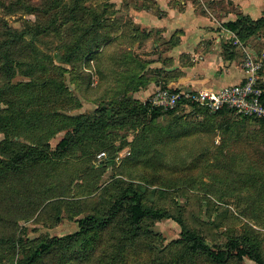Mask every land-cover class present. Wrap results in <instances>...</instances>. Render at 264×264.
I'll use <instances>...</instances> for the list:
<instances>
[{"label": "rangeland", "instance_id": "obj_1", "mask_svg": "<svg viewBox=\"0 0 264 264\" xmlns=\"http://www.w3.org/2000/svg\"><path fill=\"white\" fill-rule=\"evenodd\" d=\"M1 1L6 4L0 5V30H3L5 23L7 28L24 32L25 42L19 48L27 46L29 50L26 58L17 60L20 64L15 66L10 84L4 81V72L0 76V100L5 98L1 91L5 83L6 86L21 89L16 98L17 109L21 112L18 126L7 134L0 131V141L7 138L26 145L34 143L43 147L46 144L54 148L60 138L71 136L73 125L67 116L81 114L90 121L103 113L114 116L111 111L114 109L111 108L114 99L120 96V84L125 82L127 73L122 63L132 54L128 47L135 45L130 43L127 19L129 14L136 12L137 0L84 2L83 5L91 10L104 1L108 3L107 20L101 30L107 43L100 47L101 57L98 61L89 60L86 64L65 62L72 24L64 19L67 15L59 16L54 26L49 14L43 11V0H21L31 8L16 7L12 11L7 6L17 0ZM203 1L204 6L198 5V11L211 12L207 0ZM81 15L78 13V18ZM255 49L261 50L262 47L258 44ZM243 58L242 51V61ZM42 81H45L43 87ZM0 106L3 105L0 103ZM174 109L176 111L172 115L160 109L162 114L157 125L161 130L149 131L147 140L150 146L159 148L158 140H166L177 129L179 132L182 128L191 130V125L200 124L203 120L199 115H192V108ZM218 121L231 128L225 134L216 130L214 136L197 134V137H193L195 135L189 134L192 136L182 137L176 142L169 141L165 152L168 153L165 158L167 167L155 172L157 175L153 171L145 173L147 179L124 162L131 154L130 147L123 145V142L133 138L129 131L122 130L119 135L116 130H106L109 132V145L101 147L90 144L91 150L78 144L72 156L62 160L65 163L60 162L55 171L58 174L56 179L55 176L48 178L45 175L35 177L34 181L37 183L39 179L42 186L34 190L37 195L34 193L31 209L27 212L9 209L5 213L9 221L0 227V234L14 235L20 241L27 238L25 246L32 251L45 238L77 232L79 218L105 213L112 204L106 188H110L113 194L116 184L119 186V182L123 181L124 186L138 184L145 191L144 202L147 206L153 204L154 207H162L173 215L181 209L186 224L210 240L225 238L229 231L239 234L243 224H250L261 233L264 257V203L257 207L260 215L258 222L240 214L247 208L246 199H241L239 192L245 179L244 172L249 162L252 168L259 156V148L249 143H255L251 135H257V127L242 124L240 117L225 116ZM119 146L121 149L116 151ZM82 150H87L90 155H83ZM191 163L198 164V171L189 169ZM146 180H150L149 183ZM45 183L56 189L47 192ZM234 187H237V191H234ZM246 193L242 192L244 195ZM150 229L156 249L162 250L181 238V228L171 218L155 220ZM245 264L256 263L246 259Z\"/></svg>", "mask_w": 264, "mask_h": 264}, {"label": "trees", "instance_id": "obj_2", "mask_svg": "<svg viewBox=\"0 0 264 264\" xmlns=\"http://www.w3.org/2000/svg\"><path fill=\"white\" fill-rule=\"evenodd\" d=\"M88 0H43L41 2L45 14H49L51 23L56 26V19L64 16V19L71 22V29L68 34L69 42L66 44L67 55L64 58L68 64L87 63L89 60H96L101 57L99 49L107 43L106 36L101 33L105 27L108 13V3L104 1L93 9L83 4ZM141 1L140 5L138 2ZM135 2V1H134ZM152 0H137L135 9L154 5ZM6 2L0 0V5ZM27 2L17 0L9 3V11L16 7L30 9ZM78 13H82L78 18ZM65 21V20H64ZM129 21V20H128ZM225 26L235 31L240 40H247L264 32V17L251 20L248 17H238L235 21H229ZM0 30V76L5 73L4 81L10 84L11 76L20 58H26L28 47L19 48L25 42V33L16 32L2 25ZM131 22H128L130 43L137 39L136 30ZM7 28V29H5ZM129 55V54H128ZM130 57V56H129ZM124 68L130 64L125 74V82H122L121 93L113 102V111L110 114H102L100 117L90 121L84 115H69L67 120L73 125L71 136L62 137L54 148L49 145L43 147L37 144H22L15 140L5 139L0 141V227L9 221L6 212L9 209L29 211L33 205L34 193L42 186V181H34L36 176H55L56 170L62 160L68 159L76 151L75 147L81 144L83 147L89 145H109V137L106 130L129 131L133 138L125 141L123 145L130 147L131 154L124 160L126 166L133 171L141 172L140 176L147 177L145 173L161 171L167 164L165 158L168 153L166 148L169 141L176 142L182 137L198 135L209 136L220 130L225 134L230 125L221 124L220 117L231 116L241 118L242 124H254L257 127V135L251 136L256 140L258 154L254 166H246L245 179L240 187V198L246 199L247 208L240 211L241 216L248 220L258 222V205L264 203V121L250 117H241L233 111L221 108L211 112L205 108L193 106L192 115L203 117L200 124L191 125V130L182 128L171 132L166 140H158V147L149 145L147 135L149 131L161 130L157 121L162 114L161 110L151 107L148 102H140L127 97L128 92L138 84H142L143 78L139 75L141 63L128 58L123 62ZM45 81L41 82V87ZM9 86V87H8ZM6 83L1 89L5 98L0 100V131L7 134L17 128L21 112L17 109V95L21 89ZM159 88H165L159 86ZM37 96V95H36ZM264 104V97L262 98ZM5 105V106H4ZM176 109L169 110L168 114H174ZM107 120H106V119ZM180 126H183L181 122ZM120 135V134H119ZM212 136V137H213ZM211 138V136H210ZM209 140V138H207ZM120 146L116 148L120 150ZM82 150L83 155L90 153ZM205 155V152H204ZM236 158H232L235 160ZM63 162V161H62ZM65 163V162H63ZM112 164L111 161L108 162ZM195 167V168H194ZM190 170L197 169L198 164L191 163ZM232 169V168H231ZM251 171V172H250ZM147 179V178H145ZM150 180L145 182L149 183ZM45 183L47 192L56 187ZM56 186V185H55ZM69 185H67L68 187ZM237 187H234V191ZM110 188L109 198L111 206L101 216L86 215L77 220L79 231L66 236H54L41 240L28 250L25 246L27 238L21 241L16 236L0 234V264H245V260H252L256 264H264V257L261 252V233L255 230L250 224H243L239 234L229 231L225 238L210 240L194 228H190L183 216L181 209L176 215L167 212L162 207L145 205V191L141 190L138 184L124 186L123 181L116 184L112 194ZM251 190L252 192H250ZM247 191L244 195L242 192ZM249 192V193H248ZM32 194V195H31ZM37 195V193H35ZM45 194V193H43ZM106 214V215H105ZM105 215V216H104ZM5 217V219H4ZM163 218L173 219L181 228V238L172 241L164 249H156L151 227L155 220ZM18 255V258H15Z\"/></svg>", "mask_w": 264, "mask_h": 264}, {"label": "crops", "instance_id": "obj_3", "mask_svg": "<svg viewBox=\"0 0 264 264\" xmlns=\"http://www.w3.org/2000/svg\"><path fill=\"white\" fill-rule=\"evenodd\" d=\"M154 5L136 9L128 19L136 30L130 59L141 63L142 84L127 97L146 102L156 88L218 90L244 79L242 51L264 52V32L240 40L225 24L238 17H264V0H207L208 10L198 11L201 0H152ZM230 6V8H229ZM260 45L261 50L255 46ZM264 55V54H263ZM129 67L133 70V65ZM264 87V67L259 73Z\"/></svg>", "mask_w": 264, "mask_h": 264}, {"label": "built area", "instance_id": "obj_4", "mask_svg": "<svg viewBox=\"0 0 264 264\" xmlns=\"http://www.w3.org/2000/svg\"><path fill=\"white\" fill-rule=\"evenodd\" d=\"M242 69L244 79L241 83L222 87L218 90H170L157 88L147 100L151 107L165 111L176 107L193 108L198 106L211 112L221 108L233 111L241 117L264 121V87L259 86V73L264 67V55H255L244 49Z\"/></svg>", "mask_w": 264, "mask_h": 264}]
</instances>
